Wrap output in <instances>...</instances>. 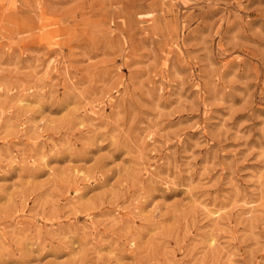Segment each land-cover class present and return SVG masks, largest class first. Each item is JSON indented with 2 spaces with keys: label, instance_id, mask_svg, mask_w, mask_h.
Segmentation results:
<instances>
[{
  "label": "rangeland",
  "instance_id": "rangeland-1",
  "mask_svg": "<svg viewBox=\"0 0 264 264\" xmlns=\"http://www.w3.org/2000/svg\"><path fill=\"white\" fill-rule=\"evenodd\" d=\"M0 264H264V0H0Z\"/></svg>",
  "mask_w": 264,
  "mask_h": 264
}]
</instances>
